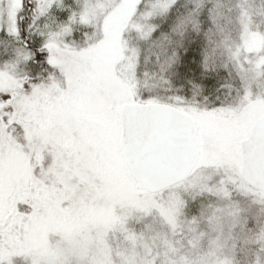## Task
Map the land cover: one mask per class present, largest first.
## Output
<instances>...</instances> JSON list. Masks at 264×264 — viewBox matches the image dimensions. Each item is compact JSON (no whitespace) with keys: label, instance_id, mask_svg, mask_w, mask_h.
I'll return each instance as SVG.
<instances>
[{"label":"snow or ice","instance_id":"obj_1","mask_svg":"<svg viewBox=\"0 0 264 264\" xmlns=\"http://www.w3.org/2000/svg\"><path fill=\"white\" fill-rule=\"evenodd\" d=\"M0 264H264V0H0Z\"/></svg>","mask_w":264,"mask_h":264}]
</instances>
